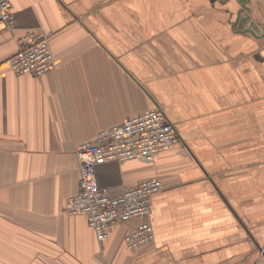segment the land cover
I'll return each mask as SVG.
<instances>
[{
    "label": "crops",
    "instance_id": "crops-1",
    "mask_svg": "<svg viewBox=\"0 0 264 264\" xmlns=\"http://www.w3.org/2000/svg\"><path fill=\"white\" fill-rule=\"evenodd\" d=\"M0 33V264H264V32L237 27L264 0H9ZM31 30L50 37L55 70L16 76L7 60ZM161 109L178 142L151 163L101 165L112 194L151 178L154 240L103 243L66 212L79 191L75 148Z\"/></svg>",
    "mask_w": 264,
    "mask_h": 264
},
{
    "label": "built area",
    "instance_id": "built-area-1",
    "mask_svg": "<svg viewBox=\"0 0 264 264\" xmlns=\"http://www.w3.org/2000/svg\"><path fill=\"white\" fill-rule=\"evenodd\" d=\"M16 19L9 0H0V33L13 32ZM18 50L8 60L10 71L16 76L29 74L42 77L55 70L50 37L41 30L25 33ZM178 142L174 126L161 109L146 111L121 124L101 130L94 138L78 143L75 148L80 162L78 193L68 200L66 212L84 217L103 243L113 228L130 220L139 224L125 238L127 250L138 252L154 240L150 223V205L154 194L162 191L160 179L151 178L139 185L112 194L101 187L96 170L111 162L136 160L151 163L159 152L172 149Z\"/></svg>",
    "mask_w": 264,
    "mask_h": 264
},
{
    "label": "water",
    "instance_id": "water-1",
    "mask_svg": "<svg viewBox=\"0 0 264 264\" xmlns=\"http://www.w3.org/2000/svg\"><path fill=\"white\" fill-rule=\"evenodd\" d=\"M237 19V27L239 29H247L248 31L259 37L263 35L264 26L252 17L250 8L246 7L245 5H242L239 10Z\"/></svg>",
    "mask_w": 264,
    "mask_h": 264
}]
</instances>
